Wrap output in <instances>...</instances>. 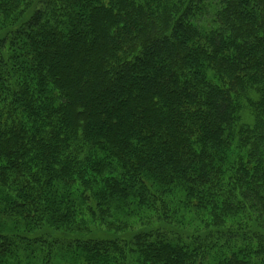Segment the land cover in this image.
Listing matches in <instances>:
<instances>
[{"label":"trees","instance_id":"obj_1","mask_svg":"<svg viewBox=\"0 0 264 264\" xmlns=\"http://www.w3.org/2000/svg\"><path fill=\"white\" fill-rule=\"evenodd\" d=\"M0 264H264V0H0Z\"/></svg>","mask_w":264,"mask_h":264}]
</instances>
